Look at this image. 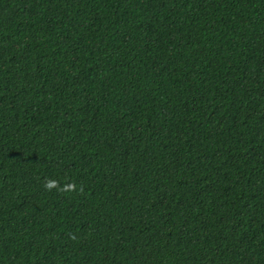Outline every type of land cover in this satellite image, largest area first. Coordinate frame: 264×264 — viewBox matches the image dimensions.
Returning a JSON list of instances; mask_svg holds the SVG:
<instances>
[{
	"label": "trees",
	"instance_id": "1",
	"mask_svg": "<svg viewBox=\"0 0 264 264\" xmlns=\"http://www.w3.org/2000/svg\"><path fill=\"white\" fill-rule=\"evenodd\" d=\"M0 264H264V0H0Z\"/></svg>",
	"mask_w": 264,
	"mask_h": 264
},
{
	"label": "clouds",
	"instance_id": "2",
	"mask_svg": "<svg viewBox=\"0 0 264 264\" xmlns=\"http://www.w3.org/2000/svg\"><path fill=\"white\" fill-rule=\"evenodd\" d=\"M44 187L46 190L51 191L52 188L57 187V181L49 179L45 182Z\"/></svg>",
	"mask_w": 264,
	"mask_h": 264
}]
</instances>
